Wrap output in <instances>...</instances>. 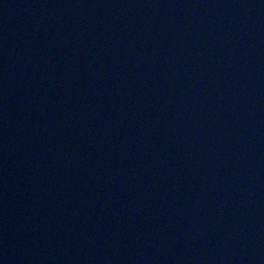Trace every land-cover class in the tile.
Masks as SVG:
<instances>
[{
    "label": "water",
    "instance_id": "1",
    "mask_svg": "<svg viewBox=\"0 0 264 264\" xmlns=\"http://www.w3.org/2000/svg\"><path fill=\"white\" fill-rule=\"evenodd\" d=\"M0 264H264V0H0Z\"/></svg>",
    "mask_w": 264,
    "mask_h": 264
}]
</instances>
